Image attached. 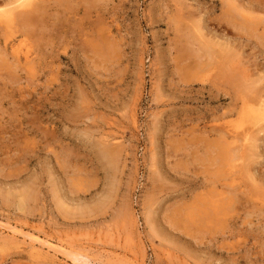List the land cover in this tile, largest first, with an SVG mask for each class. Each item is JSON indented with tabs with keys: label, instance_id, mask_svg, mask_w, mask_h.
Listing matches in <instances>:
<instances>
[{
	"label": "rangeland",
	"instance_id": "1",
	"mask_svg": "<svg viewBox=\"0 0 264 264\" xmlns=\"http://www.w3.org/2000/svg\"><path fill=\"white\" fill-rule=\"evenodd\" d=\"M3 13L0 264H264V0Z\"/></svg>",
	"mask_w": 264,
	"mask_h": 264
},
{
	"label": "bare ground",
	"instance_id": "2",
	"mask_svg": "<svg viewBox=\"0 0 264 264\" xmlns=\"http://www.w3.org/2000/svg\"><path fill=\"white\" fill-rule=\"evenodd\" d=\"M34 1H36V0H17V3H18V6H20V7H29L31 4H33L34 3ZM232 1V0H231ZM236 2V1H235ZM12 3V2H11ZM83 3V2H82ZM16 4V3H15ZM33 6V5H32ZM37 6V5H36ZM13 7V6H12ZM8 8V7H7ZM13 9V8H12ZM18 9V8H17ZM242 10H244V9H242ZM249 10V9H248ZM7 11H12V10H7ZM14 11V10H13ZM11 14V13H10ZM9 14V15H10ZM13 14H14V12H13ZM3 15H5L6 16V14L5 13H3V14H1L0 15V19H1V17H3L4 18V16ZM27 15V14H26ZM13 15H11V17H12ZM11 17L9 16V19L11 20ZM2 18V19H3ZM13 18V17H12ZM7 19V18H6ZM12 21H13V19H12ZM19 21V20H18ZM26 21H27V19H26ZM17 23V22H16ZM18 24V23H17ZM32 26V25H31ZM28 27V26H27ZM27 33V32H26ZM28 55V54H27ZM30 57V56H29ZM8 58V57H7ZM34 58V57H33ZM33 60V59H32ZM31 62V61H30ZM261 100V99H260ZM264 101V100H263ZM260 103V102H259ZM263 104H264V102H263ZM263 115H264V110H263ZM247 114V113H246ZM259 114V113H258ZM262 115V114H261ZM253 116V115H252ZM260 120V123L264 120V116L262 117V118H260L259 119ZM263 123V122H262ZM262 126V125H261ZM264 127V123H263V126H262V128ZM253 128V127H252ZM251 129V128H250ZM259 132V131H258ZM244 134H246V133H244ZM248 137V136H247ZM242 139V138H241ZM248 142V141H247ZM250 174V173H249ZM2 226V225H1ZM9 226V225H8ZM8 226H6V227H8ZM13 228V227H12ZM22 229H20L19 231H15V230H13L12 232L13 233H15V234H19V235H21V236H23V237H26V239H27V237L28 238H34V237H31L28 233L29 232H27V234H26V232L24 233L23 231H21ZM39 235V234H38ZM38 237V236H37ZM44 237V236H43ZM39 238V237H38ZM11 240V239H10ZM38 240V239H37ZM12 241V240H11ZM29 241V240H28ZM33 241V240H32ZM35 241V240H34ZM41 241V240H40ZM17 242H18V240H17ZM31 242V241H30ZM37 242V241H36ZM43 242V241H42ZM5 243V242H4ZM7 243V242H6ZM34 243V242H33ZM39 243V242H38ZM44 243V242H43ZM47 243V245H50V243H48V242H46ZM24 244V243H23ZM22 244V245H23ZM26 245V244H25ZM31 245V244H30ZM52 245V244H51ZM51 245H50V247H51ZM27 246V245H26ZM32 247V246H31ZM30 247V248H31ZM33 249V248H32ZM37 249V248H36ZM41 249V248H40ZM53 249V248H52ZM55 249V248H54ZM49 250V249H48ZM63 252V251H62ZM62 254V253H61ZM66 255H70V254H66ZM51 256V255H50ZM72 257H74V255L72 256ZM81 257V256H80ZM52 258V257H51ZM71 258V257H70ZM76 258V260L75 261H78V258L77 257H75ZM79 261H80V259H79ZM78 261V262H79ZM84 262V261H83ZM87 262V261H86ZM92 264V263H91Z\"/></svg>",
	"mask_w": 264,
	"mask_h": 264
}]
</instances>
